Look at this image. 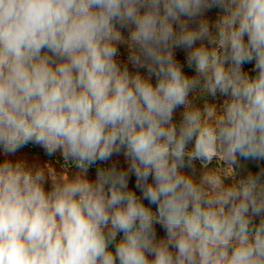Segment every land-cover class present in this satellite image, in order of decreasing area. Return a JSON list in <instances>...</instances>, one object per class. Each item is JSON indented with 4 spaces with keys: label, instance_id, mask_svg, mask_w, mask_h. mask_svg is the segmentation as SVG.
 Listing matches in <instances>:
<instances>
[{
    "label": "clouds",
    "instance_id": "1",
    "mask_svg": "<svg viewBox=\"0 0 264 264\" xmlns=\"http://www.w3.org/2000/svg\"><path fill=\"white\" fill-rule=\"evenodd\" d=\"M198 87L222 108L194 106ZM29 143L78 171L0 161V264H264V168L229 185L184 171L264 161V0H0V150ZM121 151L127 170L88 178Z\"/></svg>",
    "mask_w": 264,
    "mask_h": 264
},
{
    "label": "rangeland",
    "instance_id": "2",
    "mask_svg": "<svg viewBox=\"0 0 264 264\" xmlns=\"http://www.w3.org/2000/svg\"><path fill=\"white\" fill-rule=\"evenodd\" d=\"M221 12L222 10L220 8L212 7L206 10L204 13V18L209 21L212 31H215L213 25L214 22L218 19ZM189 25L190 27L195 28L198 26V21H190ZM117 27L119 29V25H117ZM119 30L121 31L122 36L125 39H127L130 29L122 28ZM205 43L207 44V41H205ZM117 48H118V53L116 59L122 68L126 66L131 74H135L139 72L142 76L148 75V71L146 67L136 66L129 60L131 52L126 43L123 42L119 43L117 45ZM173 51H174L175 59L182 66L183 72L189 77L195 76L196 73L194 66L189 67L187 63V50L184 48H174ZM242 70L250 76L255 75L254 61L242 65ZM151 79L153 84H155L156 78L154 75L151 77ZM188 99L194 106L200 109H203L206 105H215L217 109H220L222 108L223 103L225 99H227V97L221 95L220 93H217V95L213 97L210 94L201 92L198 87L189 94ZM184 110L185 109L183 106H180L175 109L173 114L174 122L178 123L180 120H182ZM5 158L12 160L22 159L26 161L30 166L45 167V168L51 167L58 174L67 175L69 178L73 177L78 171L77 168L73 164H71V162L65 161L59 152L50 156L40 145L34 143H29L28 145L19 149L17 153L12 154L8 157H5L3 151L0 150V161L4 160ZM113 165H115L117 169L127 170L129 164L123 155V151H121L118 154H114L109 161L104 163H98L96 166L91 167L88 172V178L90 180L95 179L97 167H111ZM231 167L233 171L223 162L221 158H213L211 161H208L206 163L200 160H195L192 162V167L185 168L184 171L187 174L192 175L195 180L219 179V180H223L225 185H229L234 181L246 177L249 172L256 173L261 168H264V161H256L251 158H244L239 154H237L236 161L234 164L231 165ZM49 186H50V181L46 183L45 187L48 188ZM129 188L135 191L138 196L141 195L139 190L135 188L134 174H131L129 177ZM144 203L146 204V206L152 207L153 210H155L154 205H149L147 201H144ZM255 219L258 221L259 217ZM154 227L156 229L157 239L166 238V232L159 224H156ZM120 235L122 234L118 235V239L120 238Z\"/></svg>",
    "mask_w": 264,
    "mask_h": 264
},
{
    "label": "crops",
    "instance_id": "3",
    "mask_svg": "<svg viewBox=\"0 0 264 264\" xmlns=\"http://www.w3.org/2000/svg\"><path fill=\"white\" fill-rule=\"evenodd\" d=\"M114 250V249H113Z\"/></svg>",
    "mask_w": 264,
    "mask_h": 264
}]
</instances>
